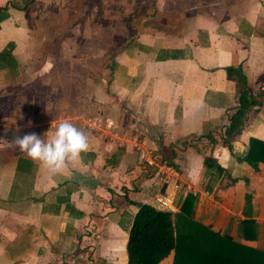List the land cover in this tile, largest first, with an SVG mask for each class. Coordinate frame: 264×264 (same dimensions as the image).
<instances>
[{
	"label": "crops",
	"instance_id": "0c3cea01",
	"mask_svg": "<svg viewBox=\"0 0 264 264\" xmlns=\"http://www.w3.org/2000/svg\"><path fill=\"white\" fill-rule=\"evenodd\" d=\"M26 1L0 0V264H125L137 206L167 191L175 212L190 193L194 220L264 249V0L181 8L172 24L94 40L72 59L50 55L66 45L52 43L57 30L27 25V11L45 15L60 0L25 11ZM242 80L258 104L227 136ZM63 121L88 135L89 149L58 172L5 144L30 132L47 141ZM251 140L263 153L252 163ZM148 151L176 171L170 183L141 170ZM171 261L172 252L158 264Z\"/></svg>",
	"mask_w": 264,
	"mask_h": 264
},
{
	"label": "trees",
	"instance_id": "16d2710c",
	"mask_svg": "<svg viewBox=\"0 0 264 264\" xmlns=\"http://www.w3.org/2000/svg\"><path fill=\"white\" fill-rule=\"evenodd\" d=\"M33 5L27 0L22 6L26 11ZM34 11H27V25L32 27ZM4 16L0 15V20ZM237 106L229 117L225 129L227 136L239 131L249 110L256 104V96L241 81ZM261 148L264 144L260 143ZM263 152V151H262ZM256 156L253 140L245 159L252 163ZM194 196L187 193L177 212H170L150 204H139L132 218L125 244V264H158L172 252L171 264H264V249L249 246L232 239L226 233L212 231L191 217ZM245 239L253 238L255 231L242 225ZM252 230V229H251Z\"/></svg>",
	"mask_w": 264,
	"mask_h": 264
},
{
	"label": "rangeland",
	"instance_id": "374dc122",
	"mask_svg": "<svg viewBox=\"0 0 264 264\" xmlns=\"http://www.w3.org/2000/svg\"><path fill=\"white\" fill-rule=\"evenodd\" d=\"M73 1L70 2V7H72L70 8L67 3L65 5L63 0H60L58 4H55V6L61 8L60 10L55 8L56 10L45 12V15L39 14L38 17L31 20L33 26H51V28H54L53 30H57L53 31L51 35L48 34L49 38H52L53 44L56 45V42L61 39L66 42L64 49H57V51L56 49H51L52 53L50 55L54 53V57L62 51L70 59L77 56H86L89 51L92 52L96 48L95 44H93L94 40L101 41L103 44L109 43V38L119 42L125 41L129 36L141 33L147 25L156 27V25L164 23L172 24L174 15L180 14L179 10L181 8L186 9L188 12L193 10L192 8L198 11L218 9L222 7L223 1L229 4L232 0ZM166 17L170 18V20H167ZM94 24L101 25L107 30L112 29L115 31H111V33L104 32L101 38H93L94 34L90 32L89 28L95 26ZM104 46L103 49L109 51ZM58 47L60 48V46ZM95 52H98V50ZM92 58L90 55L86 58V64L90 68L94 67Z\"/></svg>",
	"mask_w": 264,
	"mask_h": 264
},
{
	"label": "clouds",
	"instance_id": "9594fccd",
	"mask_svg": "<svg viewBox=\"0 0 264 264\" xmlns=\"http://www.w3.org/2000/svg\"><path fill=\"white\" fill-rule=\"evenodd\" d=\"M5 144L40 161L53 173L64 168L66 161L76 160L80 153L89 149L88 135L68 121L59 123L47 141L42 140L35 132H30L14 136L11 141H5Z\"/></svg>",
	"mask_w": 264,
	"mask_h": 264
},
{
	"label": "built area",
	"instance_id": "2783aa9c",
	"mask_svg": "<svg viewBox=\"0 0 264 264\" xmlns=\"http://www.w3.org/2000/svg\"><path fill=\"white\" fill-rule=\"evenodd\" d=\"M138 165L142 171H148L152 177L164 185L170 183L176 176V171L168 163L161 161L155 152H142ZM153 203L160 209L176 211L174 194L171 191L158 193L153 197Z\"/></svg>",
	"mask_w": 264,
	"mask_h": 264
}]
</instances>
